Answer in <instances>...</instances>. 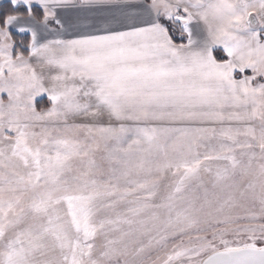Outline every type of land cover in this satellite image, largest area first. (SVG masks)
Here are the masks:
<instances>
[{
	"label": "snow or ice",
	"instance_id": "snow-or-ice-1",
	"mask_svg": "<svg viewBox=\"0 0 264 264\" xmlns=\"http://www.w3.org/2000/svg\"><path fill=\"white\" fill-rule=\"evenodd\" d=\"M0 264H264V0H0Z\"/></svg>",
	"mask_w": 264,
	"mask_h": 264
},
{
	"label": "crops",
	"instance_id": "crops-1",
	"mask_svg": "<svg viewBox=\"0 0 264 264\" xmlns=\"http://www.w3.org/2000/svg\"><path fill=\"white\" fill-rule=\"evenodd\" d=\"M46 99V98H45Z\"/></svg>",
	"mask_w": 264,
	"mask_h": 264
},
{
	"label": "trees",
	"instance_id": "trees-1",
	"mask_svg": "<svg viewBox=\"0 0 264 264\" xmlns=\"http://www.w3.org/2000/svg\"><path fill=\"white\" fill-rule=\"evenodd\" d=\"M46 100V99H45Z\"/></svg>",
	"mask_w": 264,
	"mask_h": 264
}]
</instances>
